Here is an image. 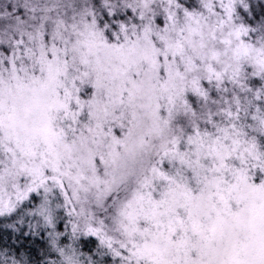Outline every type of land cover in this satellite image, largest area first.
<instances>
[{"label": "snow or ice", "instance_id": "1", "mask_svg": "<svg viewBox=\"0 0 264 264\" xmlns=\"http://www.w3.org/2000/svg\"><path fill=\"white\" fill-rule=\"evenodd\" d=\"M0 264H264V0H0Z\"/></svg>", "mask_w": 264, "mask_h": 264}]
</instances>
